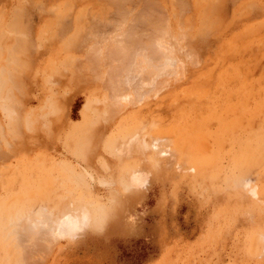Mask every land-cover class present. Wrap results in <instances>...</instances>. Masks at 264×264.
I'll return each instance as SVG.
<instances>
[{
  "label": "rangeland",
  "instance_id": "1",
  "mask_svg": "<svg viewBox=\"0 0 264 264\" xmlns=\"http://www.w3.org/2000/svg\"><path fill=\"white\" fill-rule=\"evenodd\" d=\"M138 1L0 0V264H264V0Z\"/></svg>",
  "mask_w": 264,
  "mask_h": 264
},
{
  "label": "bare ground",
  "instance_id": "2",
  "mask_svg": "<svg viewBox=\"0 0 264 264\" xmlns=\"http://www.w3.org/2000/svg\"><path fill=\"white\" fill-rule=\"evenodd\" d=\"M110 1V0H109ZM127 1V0H126ZM138 0H136V2H137ZM139 2V1H138ZM129 3V2H128ZM132 3V2H131ZM122 4V3H121ZM126 5V4H125ZM125 5H124V7H125ZM135 5V4H134ZM219 5V4H218ZM117 6V5H116ZM120 6V5H119ZM220 6V5H219ZM215 7V6H214ZM123 8V7H122ZM134 8V7H133ZM129 9H131L130 7H129ZM129 9H126V10H129ZM136 9V8H135ZM135 9H133V10H135ZM136 12V11H135ZM127 13V12H126ZM128 14V13H127ZM117 16V15H116ZM128 17V16H127ZM139 19V18H138ZM135 20V19H134ZM151 20V19H150ZM169 64V63H168ZM163 73V72H162ZM264 151V150H263ZM261 152V151H260ZM258 153V152H257ZM263 153V152H262ZM259 154V153H258ZM259 156H262V155H259ZM256 157V156H255ZM257 161H258V159H257ZM255 162H256V160H255Z\"/></svg>",
  "mask_w": 264,
  "mask_h": 264
}]
</instances>
